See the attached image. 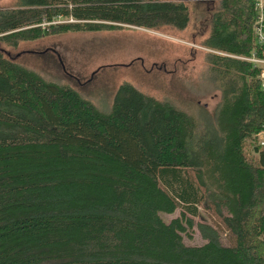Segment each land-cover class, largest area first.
I'll return each mask as SVG.
<instances>
[{
  "label": "trees",
  "instance_id": "trees-1",
  "mask_svg": "<svg viewBox=\"0 0 264 264\" xmlns=\"http://www.w3.org/2000/svg\"><path fill=\"white\" fill-rule=\"evenodd\" d=\"M207 2L194 32L200 75L219 90L211 111L128 81L101 111L16 60L18 42L49 34L184 30L181 0L0 4V264H264V92L242 58L264 56V41L255 0ZM193 226L203 241L186 244Z\"/></svg>",
  "mask_w": 264,
  "mask_h": 264
},
{
  "label": "rangeland",
  "instance_id": "rangeland-1",
  "mask_svg": "<svg viewBox=\"0 0 264 264\" xmlns=\"http://www.w3.org/2000/svg\"><path fill=\"white\" fill-rule=\"evenodd\" d=\"M10 1L0 0V4L8 5ZM181 1L190 14L184 30L168 26L153 30L127 24L123 28L49 34L18 42L14 49L18 51L16 60L45 78L70 84L101 111L109 108L113 93L122 81L168 97L188 111L200 108L211 111L219 100V90L205 84L200 75L205 48L196 44L201 36L194 32L198 29V11L208 0ZM188 173L193 175L191 169ZM198 205L210 222L218 221L205 208V201ZM178 213L176 208L161 216L167 220ZM182 238L186 244L203 241L194 226Z\"/></svg>",
  "mask_w": 264,
  "mask_h": 264
},
{
  "label": "built area",
  "instance_id": "built-area-1",
  "mask_svg": "<svg viewBox=\"0 0 264 264\" xmlns=\"http://www.w3.org/2000/svg\"><path fill=\"white\" fill-rule=\"evenodd\" d=\"M255 8H256V14L253 19V30L256 34L257 42H263L264 41V35L262 33V26H264V6L260 1L254 2ZM244 59L249 60L253 66L257 67L259 70V78H260V88L264 92V56H257L254 54V52H251V54L247 57H242ZM256 141L258 144H264V128L257 131L255 133Z\"/></svg>",
  "mask_w": 264,
  "mask_h": 264
}]
</instances>
